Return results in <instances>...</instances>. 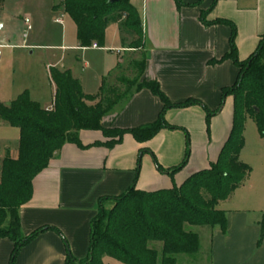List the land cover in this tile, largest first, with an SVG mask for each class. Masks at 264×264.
<instances>
[{
    "label": "crops",
    "instance_id": "1",
    "mask_svg": "<svg viewBox=\"0 0 264 264\" xmlns=\"http://www.w3.org/2000/svg\"><path fill=\"white\" fill-rule=\"evenodd\" d=\"M213 1L183 0L186 5L178 6L175 0H142L143 31L146 28L149 41V45L143 42L146 66L142 79L158 81L173 104L193 98L215 111L221 106L222 90L233 86L238 78L234 62L222 60L230 51L231 28L204 24L203 12L207 21L227 19L236 25L235 42L242 61L254 53L264 35V0H218L212 8ZM112 24L119 30L113 33L114 44L106 34L104 46L81 47L77 39L74 46L62 47L78 52L77 63L84 60L82 70L63 63L59 69L70 70L86 95L98 94L111 76L124 70L126 52H137L130 48L131 36L118 23ZM120 35L123 38L119 39ZM119 40L122 45H115ZM53 103L40 105L50 109ZM202 105L169 109L166 120L177 128L162 129L144 143L127 133L119 144L107 148L101 145L106 141L102 131H81L82 146L66 144L33 181L32 199L20 210L22 232L28 236L42 227L50 229L23 246L15 264H65L68 253L82 259L89 249L90 223L98 214L100 198L119 196L132 186L142 190L171 188L190 174L208 168L219 157L231 132L233 97H226L220 112L211 118L209 130ZM162 108L157 96L142 89L117 103L104 117L103 126L131 129L153 123ZM183 129L190 135L191 154L172 178L158 170L153 155L164 169L178 166L186 152ZM8 152L17 157L18 149L0 153V174ZM240 158L245 163L250 160L247 143ZM228 201L222 208L226 230L217 228L213 234L212 264H264V242L260 243L264 185L255 184L250 175ZM13 248L10 239L0 240V264H11Z\"/></svg>",
    "mask_w": 264,
    "mask_h": 264
},
{
    "label": "trees",
    "instance_id": "2",
    "mask_svg": "<svg viewBox=\"0 0 264 264\" xmlns=\"http://www.w3.org/2000/svg\"><path fill=\"white\" fill-rule=\"evenodd\" d=\"M178 6L186 5L175 0ZM218 0H214L212 8ZM5 0H0V10ZM199 2L187 5L193 6ZM65 13L76 23L77 39L81 47L93 43L104 46L110 23H118L131 36L130 48L143 45L142 15L131 0H63ZM205 12L201 20L206 25L224 24L231 28L230 51L222 58L231 59L239 69L233 86L222 90L221 106L211 111L196 99L173 104L156 80L142 79L146 55L136 63V88L102 86L100 97L94 104V95H86L70 70L50 67L55 85L53 107L43 108L25 91L9 105L0 102V122L19 129L17 157L8 152L2 160L0 174V240L14 243L11 264L28 242L41 232L42 227L30 235L22 232L20 210L33 196V181L55 159L68 143L82 146L80 132L100 130L106 137L101 145L113 148L129 133L139 143L155 137L162 129H175L166 120L172 108L202 105L206 112L208 130L211 118L220 112L227 96L233 97V125L219 157L208 168L190 174L180 185L158 190H142L135 186L115 197L99 199V211L90 223V244L86 257L77 259L68 253L65 264H105L106 257L124 264H212V238L219 228L225 232L226 212L220 205L230 200L234 192L249 178L252 168L240 158L245 146V129L253 119L259 134L264 137V35L246 60H240L236 46V25L227 19L207 21ZM120 83L126 84L125 80ZM130 83V82H129ZM128 87V85H127ZM150 90L163 108L158 119L131 129L105 128L104 117L136 91ZM184 130V129H183ZM186 133V152L176 167L164 169L153 155L159 171L172 178L188 162L191 140ZM110 202L109 208L105 203ZM58 233H60L57 229ZM260 243L264 242V216L260 222ZM201 262V263H200Z\"/></svg>",
    "mask_w": 264,
    "mask_h": 264
},
{
    "label": "rangeland",
    "instance_id": "3",
    "mask_svg": "<svg viewBox=\"0 0 264 264\" xmlns=\"http://www.w3.org/2000/svg\"><path fill=\"white\" fill-rule=\"evenodd\" d=\"M62 1L5 0L0 10V102L3 104L9 105L19 95L28 91L31 99H41L42 102L37 100L41 105H49L52 100L54 102L55 96L50 67L61 68L63 63L66 66L77 65L82 70L84 60L77 63L78 52L73 48L62 49L77 43L76 23L65 13L61 6ZM132 3L142 14V0H132ZM115 30L119 32L117 26L110 23L106 31L110 42ZM144 32V41L149 45L146 28ZM121 38H123L122 35L119 39ZM115 45H122V42L119 40ZM147 45L146 48H148ZM134 49L137 52L133 50L126 52L124 70L111 76L105 88L119 86L123 89L135 90L136 70L132 62L135 64L141 62L144 48L140 45ZM105 54L111 53L105 52ZM113 54L117 55L116 52ZM122 79L126 84L120 83ZM94 97L92 102H97L100 92ZM19 136L18 128L0 122V153L6 149L14 153L18 149ZM245 143H247L250 159L247 164L252 168L251 181L263 186L264 137L259 134L253 119L247 120ZM228 202L230 201L222 202L220 208H225ZM110 206V202L105 203L106 208ZM104 261L105 264H124L110 257H106ZM183 264L196 263L184 262Z\"/></svg>",
    "mask_w": 264,
    "mask_h": 264
},
{
    "label": "built area",
    "instance_id": "4",
    "mask_svg": "<svg viewBox=\"0 0 264 264\" xmlns=\"http://www.w3.org/2000/svg\"><path fill=\"white\" fill-rule=\"evenodd\" d=\"M94 48H97L98 47V44L97 43H93L92 45Z\"/></svg>",
    "mask_w": 264,
    "mask_h": 264
},
{
    "label": "water",
    "instance_id": "5",
    "mask_svg": "<svg viewBox=\"0 0 264 264\" xmlns=\"http://www.w3.org/2000/svg\"><path fill=\"white\" fill-rule=\"evenodd\" d=\"M112 1H117V0H112Z\"/></svg>",
    "mask_w": 264,
    "mask_h": 264
}]
</instances>
